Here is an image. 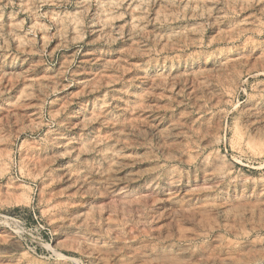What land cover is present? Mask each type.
I'll return each instance as SVG.
<instances>
[{
    "label": "rangeland",
    "instance_id": "1",
    "mask_svg": "<svg viewBox=\"0 0 264 264\" xmlns=\"http://www.w3.org/2000/svg\"><path fill=\"white\" fill-rule=\"evenodd\" d=\"M0 264H264V0H0Z\"/></svg>",
    "mask_w": 264,
    "mask_h": 264
},
{
    "label": "bare ground",
    "instance_id": "2",
    "mask_svg": "<svg viewBox=\"0 0 264 264\" xmlns=\"http://www.w3.org/2000/svg\"><path fill=\"white\" fill-rule=\"evenodd\" d=\"M192 200V199H191ZM190 201V200H189ZM188 201V202H189ZM184 202V201H183ZM188 202H186L188 205H189V203ZM191 203V202H190ZM184 204V203H183ZM199 205V204H198ZM202 206H203V208L205 209V208H211V209H217V207L218 206H220V204H218V203H215V202H210V203H207V202H205V203H203L202 204ZM219 208V207H218ZM196 209V208H195ZM188 210V209H187ZM197 210V209H196ZM185 212V211H184ZM204 214V213H203ZM161 215L162 214H160V212H159V217H161ZM187 215V214H186ZM193 217H194V212H189L188 213V215H187V218L191 221V222H194V219H193ZM188 219H185V220H188ZM178 238L180 239V238H185V239H191V238H187V236L186 235H184V234H179L178 235ZM59 257H60V255H59ZM67 259V258H66Z\"/></svg>",
    "mask_w": 264,
    "mask_h": 264
}]
</instances>
